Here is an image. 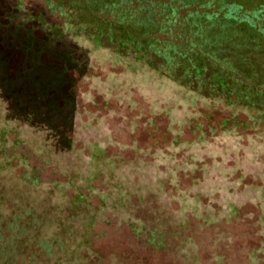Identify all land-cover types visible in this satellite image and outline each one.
Instances as JSON below:
<instances>
[{"label":"trees","instance_id":"1","mask_svg":"<svg viewBox=\"0 0 264 264\" xmlns=\"http://www.w3.org/2000/svg\"><path fill=\"white\" fill-rule=\"evenodd\" d=\"M42 1L64 18L62 28L44 23L53 36L36 39L10 24L0 34V264H231L221 259L228 246H219L218 227L199 238L195 224L166 207L147 164L124 162L128 150L106 128L100 104L77 94L66 73L78 60L55 42L66 32L109 48L116 62H142L195 96L243 111L245 122L232 115L233 124L261 136L264 0ZM173 15L187 25L171 34ZM164 32L172 40L152 37ZM10 49L22 58L13 72ZM101 242L111 247L101 250Z\"/></svg>","mask_w":264,"mask_h":264},{"label":"rangeland","instance_id":"2","mask_svg":"<svg viewBox=\"0 0 264 264\" xmlns=\"http://www.w3.org/2000/svg\"><path fill=\"white\" fill-rule=\"evenodd\" d=\"M130 7L135 10L137 3L133 1ZM154 8L155 19L162 21L161 8ZM190 8L183 7L179 14L185 16ZM170 19L174 21L171 34L178 32L179 25H187L183 18L173 15ZM0 21L4 23L0 34L5 32L4 25L10 24L11 31L31 34L36 39L55 34L47 27L64 25V18L46 8L42 0H0ZM64 33L55 48L70 49L78 60L66 73L78 81L77 94L80 90L88 102L100 104L106 128L128 150L123 153L124 162L147 164L152 170L150 175L160 179L158 186L167 192L166 207L181 214L178 218L185 224H195L193 232L199 238L216 234L214 228L218 227L219 246H228L222 252L223 261L264 264V202L259 195L262 188L256 187H264V142L260 141L264 135L233 124L232 115L241 123L245 122V113L211 98L195 96L196 92L183 90L174 80L155 73L142 62H116L107 53L109 48H98L81 37ZM152 37L172 40L165 32ZM179 39L182 37L175 38ZM10 52L8 72H13L22 58L17 50ZM158 62L162 59L158 58ZM56 63L53 64L58 69L63 67ZM229 206L236 211L233 216H228ZM204 214L209 217L207 222H201ZM214 214L217 218L211 219ZM97 247L107 250L111 244L101 242Z\"/></svg>","mask_w":264,"mask_h":264}]
</instances>
